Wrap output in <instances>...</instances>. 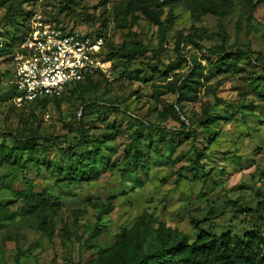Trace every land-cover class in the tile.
Segmentation results:
<instances>
[{
	"label": "rangeland",
	"instance_id": "rangeland-1",
	"mask_svg": "<svg viewBox=\"0 0 264 264\" xmlns=\"http://www.w3.org/2000/svg\"><path fill=\"white\" fill-rule=\"evenodd\" d=\"M196 1L7 0L0 6V43L13 30L6 18L11 7L15 21L42 13L101 37L102 59L109 61L61 98L19 103L13 56L0 55V155L28 138L41 157L51 148L45 138L85 139L91 147L101 141L109 162L99 178L77 182L25 165L27 153L0 162V204L16 209L21 201L9 186L29 187L25 179L34 193L48 192L49 201L0 222V264H92L144 214L190 242L196 223L234 237L252 228L264 205V0H212L217 12L207 0ZM125 51L135 55L124 57ZM185 84L195 90L183 100L175 89ZM214 115L221 118L213 141L201 121ZM137 148L147 158L142 171L130 164ZM197 149L206 152L201 161ZM48 152L54 159L56 150Z\"/></svg>",
	"mask_w": 264,
	"mask_h": 264
},
{
	"label": "trees",
	"instance_id": "trees-1",
	"mask_svg": "<svg viewBox=\"0 0 264 264\" xmlns=\"http://www.w3.org/2000/svg\"><path fill=\"white\" fill-rule=\"evenodd\" d=\"M198 1L200 0L196 2ZM6 4L7 0H0V6ZM207 5L209 9L217 12V6L212 0H207ZM10 12H12L11 7L8 9L6 18L11 20H8V23L11 24L13 30L8 31L7 38L3 43H0V55L12 54L14 57L16 49L22 44L27 33L31 15L24 17L21 22V20L15 21V13L12 12L14 14L12 16ZM134 55L135 53L132 51H125L123 54L124 57L129 58ZM96 76L68 85L67 88L90 81ZM194 90L195 88L192 85L185 84L176 88L175 93L184 100ZM12 91L16 98L18 92L14 85ZM61 96L44 97L33 102L42 103L49 99L61 98ZM218 118L221 117L207 116L206 119L201 121L213 141L218 137L213 128ZM223 118L228 117L224 116ZM44 142L49 143V146L56 150L54 159L48 156V151L51 148L46 147L43 149L41 152L46 155L41 157L40 147L28 138L20 140L18 146L1 153L0 162L13 163L19 156H21L19 158H22L27 153L25 165L28 162H33L39 167L44 166L57 173L59 179L70 182L95 180L99 178L102 166H109L104 152L105 147L101 141L92 147L89 145V141L85 139L75 144L63 143L57 138L48 137L45 138ZM168 144L170 150L173 151L174 145L171 142H168ZM83 145L86 148H82ZM155 152L158 157H161L162 147L156 144ZM205 154L204 150L197 149L198 161L203 160ZM130 164L135 170H144L147 166L145 153L137 148L135 154L130 156ZM24 182L29 187L15 189L14 186H9L14 192L16 200L21 202L16 209L13 208V202L0 204L1 223L12 221L21 214L31 213L48 205V192L34 193L30 190V186H32L30 181L25 179ZM257 211L259 216L254 219L252 228L242 236L234 237L230 232L218 234L212 229H203L196 223L197 237L192 242L177 230L167 227L157 217L144 214L131 229L124 228L110 247L100 249L97 256L92 260V264H264V205L262 203H259ZM108 213H110L109 210L105 211V214Z\"/></svg>",
	"mask_w": 264,
	"mask_h": 264
},
{
	"label": "built area",
	"instance_id": "built-area-1",
	"mask_svg": "<svg viewBox=\"0 0 264 264\" xmlns=\"http://www.w3.org/2000/svg\"><path fill=\"white\" fill-rule=\"evenodd\" d=\"M103 47L101 37L34 14L13 57L15 99L21 103L59 97L68 85L96 76L109 65L102 59Z\"/></svg>",
	"mask_w": 264,
	"mask_h": 264
}]
</instances>
